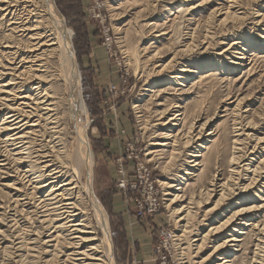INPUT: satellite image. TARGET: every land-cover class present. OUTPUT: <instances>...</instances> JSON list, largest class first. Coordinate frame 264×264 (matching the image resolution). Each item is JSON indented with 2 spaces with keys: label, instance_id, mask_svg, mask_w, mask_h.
<instances>
[{
  "label": "rangeland",
  "instance_id": "374dc122",
  "mask_svg": "<svg viewBox=\"0 0 264 264\" xmlns=\"http://www.w3.org/2000/svg\"><path fill=\"white\" fill-rule=\"evenodd\" d=\"M234 1L53 0L66 28L72 32V49L80 73L79 87L87 116H80L77 125L70 118L69 76L67 66L58 52L44 61L46 79L42 87L48 88L58 104L59 128H62L60 132L65 155L72 157L74 152L77 153L76 127L85 129L94 160L92 191L107 216L115 264H163L165 261L155 250L159 245V230L163 228L169 229L174 238L168 253L165 251L166 264H213L215 261L209 260L213 244L206 242L210 234L203 238H206V242L202 245L200 240L195 239H200L210 231L211 214L216 210L209 211L211 213L206 211L214 206L216 198H212L210 204L202 202L193 205L195 207L192 211L196 214L187 224L191 225L189 233L182 232L181 225L186 222L177 221L164 199L167 198L165 192L170 191L182 194L183 198L192 196L196 201L198 194L206 191L205 187L213 176L230 184L231 170L236 167L231 164L233 157H240L236 162L239 163L243 151L247 147L251 150L255 140L263 136L264 43H261L263 38L260 37L264 34V0ZM179 6L182 9L177 13L176 7ZM185 9L186 14H183ZM226 10L227 15L224 14ZM181 13L183 24L180 23L179 27ZM8 16L0 12V69L6 67V60L11 58L3 42L11 39L23 45L26 41L20 33L13 31ZM183 17L186 19L183 20ZM43 18L46 23L48 20L45 16ZM177 34L180 37L175 40ZM235 41L238 45L231 46ZM238 46L245 49L241 51L244 54L242 60L227 54L236 52L233 48ZM188 63L196 67L201 65L202 69L187 79H184V75L178 78L179 82L183 81V86L178 85L174 78L181 65ZM23 69L19 68L16 74L25 71ZM8 77L5 75L2 79L8 80ZM16 81L19 82L16 84L17 92L28 91L32 84L27 83L29 87H22L23 80ZM0 82L1 85L3 81ZM18 102L15 100V103ZM175 105L179 107H173ZM175 110L178 111L175 114H180L177 116L180 118L179 125L165 128L161 123L169 120L164 119L163 114ZM4 112L6 110L0 111V123ZM193 124L198 127L197 130L205 124L202 132L205 136L209 134L202 148H196L202 154L199 158L191 157L196 151L194 143L185 144L186 139H183L186 136L184 133ZM241 126L244 131H237ZM173 129V134H177L175 143L161 138L162 133ZM240 132L248 134V137H239ZM236 138L239 140L235 142ZM156 142L171 143L168 146H156ZM238 147L242 151H238ZM152 150L157 151L147 154ZM120 157L127 171L129 186L137 182L135 165L138 159L147 164L150 178L159 191V212L145 218L135 216L136 210L132 206L138 194H123L117 187L116 160ZM190 159L200 164L191 169L193 175H184L183 168L192 165L188 162ZM9 160L10 166H14ZM253 160L254 166L259 165L258 158ZM85 179L83 170L82 183ZM160 180L177 185L181 182L178 185L180 189H168L160 184ZM10 183L12 178H6L5 174L0 173V264H22L20 261L30 264L31 260L51 258L48 253L42 256L33 251V242L30 240L36 238V235L28 231L30 224L26 220L21 223L23 225L20 224V229L9 220L14 209L18 208H13L12 200L9 199L12 195L10 188L4 186ZM127 196H132V200L128 202ZM81 200L102 241V230L97 227L95 213L92 206L86 204L83 193ZM247 203L254 202L248 200ZM257 217L256 221H261L264 212L257 213ZM24 230H27L29 239L24 238ZM254 230L253 226H249L245 229L246 234L239 236L242 240L237 243L239 250L233 253L232 264H252V257L264 264V252L256 250ZM176 236H179L178 240ZM19 241H24V244L17 243ZM197 244L202 247L197 249ZM25 245L30 250L25 249ZM261 254L263 256H259ZM33 255L37 256L36 259H33Z\"/></svg>",
  "mask_w": 264,
  "mask_h": 264
},
{
  "label": "bare ground",
  "instance_id": "6f19581e",
  "mask_svg": "<svg viewBox=\"0 0 264 264\" xmlns=\"http://www.w3.org/2000/svg\"><path fill=\"white\" fill-rule=\"evenodd\" d=\"M181 7H176L178 9L177 13L182 9ZM186 11L187 9L182 13L184 14L185 12L186 14ZM0 12L9 15L8 17L13 24V31L20 33L26 40L23 45L20 43L16 44L11 39L3 42L4 48L8 49L11 58L8 61L6 60L7 66L0 69V80L3 81L0 85V111L6 110L0 123V158L2 159L3 157L0 160V173L5 174L6 178H12V183L4 186L10 188L9 191L12 195L9 199L12 200L13 208L18 207L16 210L14 209V214L10 216L9 220L14 222L13 225L18 228L26 220L30 224V230L28 231L36 235V238L30 240L33 242V251H36L37 255L43 256V254L48 253L47 255L51 256L49 259L41 260H39L41 257H38L39 261L31 260L30 264H115L107 216L103 206L92 191V166L94 160L85 136V129L82 130L80 127H76L78 150L77 153L74 152L72 160L71 156L65 155V146L60 132L62 128H59L58 104L48 91V88L45 87L46 89H43L42 87L46 79L44 74V68L46 67H44V64L46 62L44 61H47V59L58 52L62 62L67 66L69 76L70 118L76 124L80 116H87V110L79 87L80 73L72 49V32L66 28L64 19L54 5L53 0H0ZM227 12L226 10L224 14L227 15ZM182 13L178 19L179 27L182 22L180 20ZM44 16L48 20L46 23L44 22ZM184 19L186 18L183 17ZM179 34H177L175 40L179 39ZM260 38H263L261 43H264V34ZM232 45L237 46L238 44L235 41ZM233 50L236 52H231L230 50L231 53H227L232 54L231 58L238 60L244 58V54L241 51L245 49L242 46L233 48ZM238 50H240L239 53L237 52ZM226 51L224 50V52ZM233 53L239 55L235 56ZM25 64L27 65L25 66ZM200 66H193L191 63L181 65L174 79L178 81V78H182L183 75L184 79H187L189 75L200 71L202 69ZM19 68H24L23 70L25 71L16 74ZM5 75L10 76L8 80L2 79ZM17 79L23 80L22 87L27 83H32L31 86L34 85V87L26 85L30 90L28 88V91L17 92L18 87L16 84L19 83L16 81ZM182 82L178 81L177 84L183 86ZM15 100L19 102L15 103ZM173 107L178 108L179 105ZM162 112L161 114H163ZM169 112L168 114H163V116L161 115L164 119L168 118L169 120L166 123H161V125L165 128L178 126L180 118H177V116L180 114H175L178 112L176 110ZM204 126L205 124H202L197 130L198 127L195 124L191 125L188 132L184 133L186 135L183 138L186 139L184 143H194L195 150L196 148H202V144L206 141L207 135H209L205 136L203 134ZM247 126H249L248 123ZM174 130H167V132L162 133L163 136L161 138L175 143L177 134H173ZM236 130L244 131V127L241 126ZM184 134L182 135L184 136ZM243 135L246 138L248 137V134H244V132L238 134L239 137ZM238 140L239 138H236L235 142ZM255 141L256 143L251 146V150L247 147L250 151L244 147L246 151H243L244 154L239 163L236 162L237 160L239 161L240 157H233L231 160V164L236 165V167L231 170L232 181L230 184L222 182L213 176L208 186L205 187L206 191L198 194L196 201H194L192 196H189L190 198L186 197L188 200L185 201L186 198H183L182 194L179 195L170 191L165 192L167 198L164 200L168 202L167 206L172 209V214L177 217L179 223L181 221L186 222L181 225L183 233L191 231L188 230L191 225L188 226L187 224L196 214V212L192 211L195 207L193 205L202 202L210 204L213 201L212 198H216L214 206L206 211L212 212V210H216L211 214L209 228L210 226L212 227L210 231L201 236L200 239H195L196 241L200 240L202 245L206 242V238L204 240L203 238L210 234L206 243L213 244V249L209 254L211 255L209 260H215L213 264H232L233 253L239 250L237 243L242 240L239 236L246 234L245 229L249 226H253L255 229L256 250L264 252V247L262 246L264 245V217L261 221H256V218H258L257 213L261 214L264 212V133L262 137H258ZM170 143L156 142L154 145L168 146ZM155 151L157 150L149 151L147 154H153ZM238 151H242V148ZM201 156L202 154L199 153V150H196L191 155L193 158ZM255 157L259 159V165L256 166L253 165ZM9 159H11L14 169L10 166ZM188 162L192 163V165L188 166V168H183L184 175H193L194 173H192L191 169L200 163L196 162L195 159H190ZM83 170L86 178L84 183H82ZM180 183L178 182V185ZM160 184H163L168 189L174 188V191L180 189L177 184H171L168 181L160 180ZM82 193L85 195L86 204L91 205L95 213L97 227L103 233L102 241L99 240L97 228L92 223L89 217L90 213L81 200ZM202 199L205 201H202ZM248 200H253L254 203L249 204L247 203ZM175 206H178V208H175ZM23 234H25V239H29L27 238V235H29L27 230H24ZM180 236L183 235L180 234ZM176 237L178 240L179 236ZM23 242L19 241L17 243L22 245L24 244ZM200 244H197V249L201 246ZM42 246L43 250L41 251ZM24 247L25 249L29 248L26 245ZM47 247L48 249H46ZM17 249L19 250V248ZM36 257V255H33V259H36ZM20 262L24 263L23 261ZM250 263L263 264L261 260H255L253 257Z\"/></svg>",
  "mask_w": 264,
  "mask_h": 264
},
{
  "label": "built area",
  "instance_id": "2783aa9c",
  "mask_svg": "<svg viewBox=\"0 0 264 264\" xmlns=\"http://www.w3.org/2000/svg\"><path fill=\"white\" fill-rule=\"evenodd\" d=\"M128 157L131 158V155ZM121 158L122 157L116 160L118 167V173L116 172L118 176L117 187L123 192V194L132 192H136L138 194L135 195V199H133L134 205L132 206L136 210L135 216L139 218H145L147 216L156 214L160 210L161 201L158 199L159 191L150 178V171L147 167V164L140 158L138 159V162H136L135 165L138 179L136 183L129 186L127 182V171L124 163H122ZM131 198L132 196H127V201L129 202L132 200ZM173 240V234L169 229L167 230L163 228L159 230V245L155 248V250L158 252V255L161 256V259L165 261L163 264H166L165 255H167L169 248L171 245H173Z\"/></svg>",
  "mask_w": 264,
  "mask_h": 264
}]
</instances>
